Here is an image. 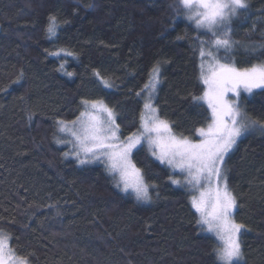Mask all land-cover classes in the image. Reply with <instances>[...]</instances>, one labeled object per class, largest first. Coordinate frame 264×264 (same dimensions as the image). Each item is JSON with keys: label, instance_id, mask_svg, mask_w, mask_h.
<instances>
[{"label": "trees", "instance_id": "1", "mask_svg": "<svg viewBox=\"0 0 264 264\" xmlns=\"http://www.w3.org/2000/svg\"><path fill=\"white\" fill-rule=\"evenodd\" d=\"M176 4L0 0V89L21 71L25 81L0 91V228L13 235L18 254H31L32 264H218L216 239L198 224L192 194L172 183L179 174L146 147L133 157L154 185L142 203L116 186L106 166L80 165L65 157L70 146L57 142L63 136L56 121L75 120L82 99L112 107L122 138L140 131L145 85L157 63L152 100L159 116L190 139L207 126L211 111L193 97L205 87L199 49L210 37L198 39L204 30L182 7H170ZM53 14L60 27L50 39L45 25ZM232 39L228 59L237 66L264 62V0H249V9L233 18ZM60 48L75 58L49 54ZM219 55L224 58L222 49ZM97 71L113 87L105 88ZM241 110L264 123V89L244 94ZM225 171L239 204L235 219L249 229L241 236V264H264V132L258 126L237 142Z\"/></svg>", "mask_w": 264, "mask_h": 264}, {"label": "snow or ice", "instance_id": "2", "mask_svg": "<svg viewBox=\"0 0 264 264\" xmlns=\"http://www.w3.org/2000/svg\"><path fill=\"white\" fill-rule=\"evenodd\" d=\"M170 7L177 12L182 7L195 28L204 30L198 33V39L200 35L210 37L200 40L199 49L200 79L205 87L201 96L193 97L194 101L206 103L211 111L207 126L196 129L199 141L177 135L172 123L162 119L158 108L152 103V94L160 83L159 63L153 66L149 82L145 85L149 90L144 103L147 111L141 112L140 131L122 138L117 113L99 99H82L84 110L75 120H57V131L66 132L72 137L67 142L73 143L71 154L80 165L104 162L116 186L124 193L130 191L137 201H149L150 187H154L146 182L142 169L132 158L134 151L146 143L161 164L186 173L185 182L199 191V196L191 197V205L199 214L198 224L203 230L214 234L220 242L215 249L218 264H241L244 258L241 236L249 229L235 219L239 204L237 196L229 188L224 165L226 156L249 128L258 126L264 132V123L250 120L242 112L239 99L241 91L250 93L256 88L264 89V62L239 67L228 59V54L236 45L232 39L233 18L249 9V0H178V4ZM59 27L58 17L49 15L45 30L50 39L57 35ZM221 49L223 59L219 55ZM49 54L74 58L76 55L65 48ZM205 57L210 58L207 70ZM65 63H61L60 70L65 69ZM65 74L69 77L74 75L68 71ZM95 75L105 88L113 87L112 82L102 77L100 72L97 71ZM24 82L21 71L11 84L0 91L8 93L12 85L23 87ZM229 94L234 98H229ZM20 99L24 100L25 97L21 96ZM57 142L66 141L57 137ZM64 155L67 157L69 153ZM172 183L180 184L181 181L173 179ZM13 240L12 234L0 228V264H32L31 254H18L12 247Z\"/></svg>", "mask_w": 264, "mask_h": 264}, {"label": "rangeland", "instance_id": "3", "mask_svg": "<svg viewBox=\"0 0 264 264\" xmlns=\"http://www.w3.org/2000/svg\"><path fill=\"white\" fill-rule=\"evenodd\" d=\"M209 57H205V70H207V63H208V61H209ZM257 89H260V88H256V89H253L252 90V92H244V91H241V96H240V107H241V98H242V96L244 95V94H251V93H253L255 90H257ZM149 91V90H148ZM148 91H147V93H146V99H147V95H148ZM156 91H157V89H156ZM156 91L152 94V99H153V97L155 96V93H156ZM229 98H234V97H232L231 96V94H229ZM152 103H153V100H152ZM107 104V103H106ZM207 105V104H206ZM147 110H145L144 109V112H146ZM159 114V113H158ZM69 127H72L71 125L69 126ZM78 127V126H77ZM61 135L63 136V139L66 141L65 143H60V144H62V145H69L70 146V150L67 152V153H69V155L67 156V157H70V158H72V159H74V160H76L75 159V157H74V155H72L71 153H72V150H73V143H70V142H67V141H71L72 140V137L68 134V133H61ZM199 139H200V137L197 135V137L196 138H193L192 140L193 141H199ZM240 140V139H239ZM238 140V141H239ZM236 146V145H235ZM235 146H234V148H235ZM140 147H146L147 148V150L149 151V153H151V151L149 150V147H148V145L146 144V143H144V144H142ZM234 148L232 149V151L230 152V153H232L233 151H234ZM138 149H140V148H138ZM137 149V150H138ZM136 151V150H135ZM134 151V152H135ZM230 153L226 156V158L230 155ZM153 156V155H152ZM133 157H134V153H133ZM132 157V158H133ZM154 157V156H153ZM155 158V157H154ZM226 158H225V164H226ZM156 159V158H155ZM157 160V159H156ZM77 161V160H76ZM133 162H134V160H133ZM103 164L104 166H105V163L104 162H101V161H96V162H93V163H89V164ZM85 165H88V164H85ZM168 166V165H167ZM138 167V166H137ZM171 168V167H170ZM224 168H225V165H224ZM171 170L173 171V172H175V173H178L179 174V177H177V178H175V179H179L180 181H181V183L180 184H177V185H179L180 187H182V188H186L191 194H192V196L193 195H196V196H199V191H197L196 189H194L191 185H189V184H187L186 182H185V179H186V173H182V172H180L179 171V169H176V170H174V169H172L171 168ZM111 174V173H110ZM112 175V174H111ZM225 175L227 176V174H226V171H225ZM228 184H229V181H228ZM230 188V187H229ZM127 194H130V195H133V196H135L134 194H132L130 191H129V193H127ZM150 201V200H149ZM149 201H141L142 203L143 202H145V203H147V202H149ZM235 215V214H234ZM201 228H202V226H201ZM202 230H203V228H202ZM206 234H210V235H212L215 239H216V237H215V235L214 234H212V233H208L207 231H205V230H203ZM216 242H217V246L219 245V241L216 239ZM241 263H242V261H241Z\"/></svg>", "mask_w": 264, "mask_h": 264}]
</instances>
